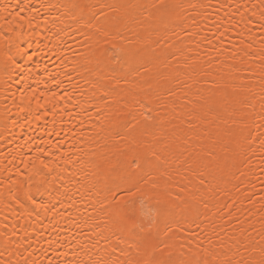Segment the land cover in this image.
Listing matches in <instances>:
<instances>
[{"label":"snow or ice","instance_id":"1","mask_svg":"<svg viewBox=\"0 0 264 264\" xmlns=\"http://www.w3.org/2000/svg\"><path fill=\"white\" fill-rule=\"evenodd\" d=\"M0 21L6 92L22 73L0 120L54 125L0 155V203L36 221L4 225L0 264H264V0H4ZM25 27L60 71L20 68Z\"/></svg>","mask_w":264,"mask_h":264},{"label":"bare ground","instance_id":"2","mask_svg":"<svg viewBox=\"0 0 264 264\" xmlns=\"http://www.w3.org/2000/svg\"><path fill=\"white\" fill-rule=\"evenodd\" d=\"M4 0H0V3H3ZM25 3L30 5H35L39 7L40 4L47 5L48 3H57L59 0H24ZM140 2H145V0H140ZM21 16H26L27 11L24 13H20ZM0 25L7 27L3 21H0ZM24 35L21 41V46L24 47L25 55L17 57V63L19 64L21 69L27 70L32 69L36 75L44 77L46 75L45 69L59 70V56L57 55L56 49L53 48V44L55 41L50 42L49 40L44 39V36L47 35L40 30L29 31L27 27L23 30ZM68 43L70 45L74 44L75 48L79 49L80 45L75 43L72 40H69ZM28 55H32L34 57V61H30L28 59ZM78 55V54H77ZM79 57V56H78ZM256 63H259L257 59ZM39 66V67H37ZM17 79L10 82V88L8 91H5V87L3 86V80L0 79V113H3L6 110V106H11V96L12 92L17 91L20 88L19 80L22 79V73L15 74ZM87 87V85H85ZM182 95V93H181ZM35 114H18L15 108H10V113L4 118L3 124L8 129L12 121H16L18 123V127L15 129H9L4 134L0 135V155L4 152L8 151L10 148H14L17 142H22V140L27 139L29 136L40 138L44 136V138H48L45 134L51 131L54 127L51 118L49 117L45 121H36L34 119ZM67 121V117H65ZM28 121H32L31 124H28ZM128 121H125L123 125H118L116 128V132H122L126 127ZM23 125V134H20L19 126ZM69 125L65 123L64 127L67 129ZM59 125H57V128ZM55 140V137H52ZM259 164V160L255 161V165ZM259 173V168L256 169ZM75 182H73L74 184ZM259 183V181H257ZM258 207V206H257ZM23 215L21 209L19 207L16 208L15 211L10 207H5L3 203H0V232H3L4 225L7 224V231H11L15 226H22L25 228H30L31 226L36 225L35 216L31 218V224L25 222V220L20 219V216ZM259 216L254 217V220L257 221V229H259ZM47 221H45V225ZM44 226H38V230L43 231ZM18 235H23L22 232H18ZM253 239L255 243L258 245L260 243L259 240V232L253 234ZM247 255V253H245Z\"/></svg>","mask_w":264,"mask_h":264},{"label":"clouds","instance_id":"3","mask_svg":"<svg viewBox=\"0 0 264 264\" xmlns=\"http://www.w3.org/2000/svg\"><path fill=\"white\" fill-rule=\"evenodd\" d=\"M59 27L62 28L63 24H60ZM60 39H62L63 41L67 42L69 37H68L67 34H62ZM61 48H63V44H59L57 46V48H56V51L58 53H60L61 52ZM89 59H90V57H89L88 51L85 50V55L77 57V62L75 64V67L80 69V71L85 76H88V77L94 79V76H93L94 65H92V64H90L88 62ZM58 71H60V69ZM61 78H63V77H61ZM79 99L82 101V104H81V108L82 109L88 107V99H89V97H79ZM2 115H3V113H0V116H2ZM83 118L87 119L86 116H84ZM6 131H7V128L4 126L3 120H0V135L4 134Z\"/></svg>","mask_w":264,"mask_h":264}]
</instances>
